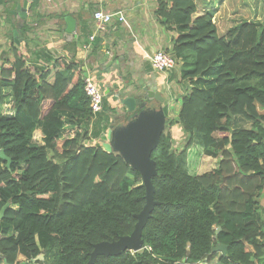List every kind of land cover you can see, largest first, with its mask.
<instances>
[{
    "label": "trees",
    "instance_id": "16d2710c",
    "mask_svg": "<svg viewBox=\"0 0 264 264\" xmlns=\"http://www.w3.org/2000/svg\"><path fill=\"white\" fill-rule=\"evenodd\" d=\"M1 6L0 19L4 14L8 22ZM196 11L193 0H157L154 12L173 33L165 52L191 89L176 120L165 114L151 155L158 204L143 227L144 246L99 255L93 264H254L264 257V218L256 207L264 189V22L240 21L219 34L211 14ZM9 27L4 53L11 55L0 54V148L11 160L5 167L0 158V209L8 203L0 217V264L40 253L41 264H86L95 243L133 230L145 203L142 179L102 141L90 142L89 130L97 133L81 64L39 68L14 43L15 21ZM7 97L11 114L2 111ZM175 125L189 135L177 152ZM195 154L215 158V167L196 173ZM217 243L226 245L225 254L213 251Z\"/></svg>",
    "mask_w": 264,
    "mask_h": 264
},
{
    "label": "crops",
    "instance_id": "0c3cea01",
    "mask_svg": "<svg viewBox=\"0 0 264 264\" xmlns=\"http://www.w3.org/2000/svg\"><path fill=\"white\" fill-rule=\"evenodd\" d=\"M14 1L20 5L23 2V0ZM27 1V14L23 25L26 26L27 32L24 35L21 34V41L18 46L26 52V55L30 60H33L36 66L44 68L54 65V72L56 69L62 68L58 66L60 62L61 64L69 63L71 59H74L81 64V74L84 77L83 67L87 63L89 65L93 64L92 68L87 69L88 76L86 77L91 78L96 85L102 83L101 89L103 91L101 111L94 113V117L90 122V126L96 128L97 136L92 135L91 129L89 130V136L96 138V142L107 141V131L112 123L116 126L125 123L127 120L123 117H127L128 113L115 98L118 88H122L124 96H135L137 86L134 89V85L145 78L151 84L158 85L157 90L165 99V95L169 90L164 89L162 91V86L167 84L165 79L168 78L165 72L171 69L162 71L163 74L154 70L149 58L152 53H149L148 50L154 48L156 44H163L160 43L161 40H166V44L162 48H169L173 33L165 29L156 18L154 12L157 7V0ZM193 1L197 15L211 14L212 22L216 25L219 34H224L231 26L240 21L264 22V0ZM95 10L121 11L125 16V21L114 19L105 33L97 32V35H95L96 22L93 18ZM10 16L8 22L4 20V18L7 19L4 14L2 15L3 19L1 18L2 22L5 21L6 29L10 28L9 25L12 22L15 21V24L17 22L16 16ZM69 16L74 20L75 29L71 37H66L64 29L67 25L66 17ZM3 34L4 40H0L1 49L5 47L7 41H5V31ZM92 34H94V39L90 40L89 37ZM68 44L69 47H67ZM111 49L116 50V56L111 65L101 71L98 63L107 62ZM124 55L127 56L124 57ZM139 55L147 60L150 69L141 67L146 65H142L138 61L137 57ZM119 57H122V60L118 61ZM176 64L179 68L180 65L177 60ZM173 75L174 73L171 76ZM136 76L138 79H135ZM166 98L168 100L167 96ZM149 101L153 106L160 104L156 98ZM164 102H167L166 99ZM114 107H121L124 112H121L116 119H111ZM173 128H175V133L181 129L179 125H175ZM257 203V209L264 218V189ZM19 260L24 261V257L20 255ZM254 264H264V257L260 260H254Z\"/></svg>",
    "mask_w": 264,
    "mask_h": 264
},
{
    "label": "water",
    "instance_id": "95a60500",
    "mask_svg": "<svg viewBox=\"0 0 264 264\" xmlns=\"http://www.w3.org/2000/svg\"><path fill=\"white\" fill-rule=\"evenodd\" d=\"M27 2V0H23L20 5L14 0H0V4L4 3L9 14L17 18L15 27L12 29L13 40L16 45H19L21 41L22 27L27 14ZM66 22L65 36L71 37L75 29V23L70 16L66 17ZM7 48L5 46L4 50ZM110 53L107 62L98 63L101 71L108 68L113 62L116 50L111 49ZM126 56L124 55V57ZM120 60H122V57L118 58V61ZM92 67L93 64L89 65L88 63L83 67L84 77L88 76L87 69ZM113 74L116 76L115 72ZM157 86V84H151L144 78L137 84L135 96H124L122 88H118L115 94L116 101L118 100L119 104L125 108L128 116L123 117V119H127L125 123L116 126L112 123L109 126L107 141L103 142L102 146L107 152H117L132 169L139 173L145 190V203L140 212L134 215L136 222L131 233L116 240L95 243L86 264H93L99 255L116 256L125 251L134 253L142 250L144 246L142 230L154 206L158 204V201L153 197L154 186L151 177L157 174V170L151 155L158 145L166 123V116L161 106L144 108V105L152 98L163 100L160 91L157 90ZM0 158L6 161L5 167H9L11 160L5 155L3 148H0ZM7 207L8 203L0 209V217L4 214ZM213 251L225 254L226 245L217 243L213 247ZM38 259H43L42 253L29 261H21L17 264H31ZM199 264H206V260Z\"/></svg>",
    "mask_w": 264,
    "mask_h": 264
},
{
    "label": "rangeland",
    "instance_id": "374dc122",
    "mask_svg": "<svg viewBox=\"0 0 264 264\" xmlns=\"http://www.w3.org/2000/svg\"><path fill=\"white\" fill-rule=\"evenodd\" d=\"M2 4V3H1ZM1 4H0V12L2 11V6H1ZM5 22H2V20L0 19V30L2 31V32H4L5 30H4V28H5ZM3 27V28H2ZM94 34L95 35H97V31H95L94 32ZM0 40H4V36H1V34H0ZM7 40V38L5 39V41ZM4 41V42H5ZM166 40H161V42L160 43H163V44H156L155 46H154V48H152V49H150V50H148L149 51V53H154V52H156V51H165V49L164 48H162L165 44H166V42H165ZM6 43V42H5ZM8 47V46H7ZM67 47H69V44L67 45ZM4 48V47H3ZM1 49V44H0V50H1V52H0V54H2V53H4V49ZM6 50H9V48H7ZM5 50V51H6ZM11 55V52H9V53H4L3 55L4 56H7V55ZM1 57V56H0ZM138 61L142 64V65H146V66H141V67H148L149 68V63L147 62V60H145V59H143L142 58V56L141 55H139L138 57ZM146 58V57H145ZM11 59H12V57H11ZM135 68H136V66H135ZM139 68V67H138ZM150 69V68H149ZM216 69V67H214L213 68V71ZM168 70H170V69H168ZM165 71H167V70H165ZM173 71V72H172ZM164 72V71H163ZM163 72L162 71H160L159 73H161V74H163ZM172 72V73H171ZM174 73V75L173 76H171L172 74ZM165 74H167V78L168 79H165L166 81H167V84H165L164 86H162V91L164 90V89H167V90H169L167 93H166V95H165V99H166V101L167 102H164L165 101V99H163V100H160V99H158V101L160 102V105H161V107L165 110V114H167V116H168V119L169 120H176V118H177V114H178V108H180V99H181V97L184 95V94H186V93H188L189 91H190V89H191V85H190V83H188L186 80H182L181 79V77H180V69L178 68V64H176L173 68H171V70L170 71H167V72H165ZM170 74V75H169ZM168 75H169V77H168ZM135 79H138L137 78V76H136V78ZM99 83V82H98ZM98 86V88H99V90H100V92L102 93V95H103V91H102V89H101V87H102V83H99V85H97ZM137 86V84H135L134 85V89H135V87ZM166 92V91H165ZM3 93L4 94H10L11 92H10V90L9 89H4L3 90ZM166 96L168 97V100H167V98H166ZM2 111H3V113H5V114H11V113H13L14 112V109H13V103H12V99H11V97H7L6 99H5V103L2 105ZM121 112H124L123 111V109L120 107V108H118V107H114V111H113V115H112V118L111 119H116L120 114H121ZM27 118V117H26ZM110 119V120H111ZM245 122L243 121V120H241V119H239V120H237V126L238 127H241V126H243V124H244ZM166 126H167V121H166V123H165V128H164V131H165V129H166ZM180 130H181V132H180ZM180 130H177L176 131V135L178 136V137H181L182 138V140H180V141H178L177 143H175L174 142V144H173V149L177 152L178 150H180V149H182L183 148V146L185 145V139L189 136V135H187L184 131H182V129H180ZM90 138V142L91 143H93V142H96L97 141V139L96 138H94V137H89ZM184 138V139H183ZM41 133H35L34 134V140L36 141V142H40L41 140ZM62 139H63V136H62ZM198 146V145H197ZM198 147H196V149H197ZM57 161V160H56ZM216 160H215V158H213V157H207L206 155H204V154H199V155H196L195 154V156H194V158L192 159V161H191V164H190V166L192 167L193 166V164H196V163H198V167H197V169H195V172L196 173H198V174H201V173H203V172H206V171H209V170H211V169H213L214 167V165L216 164V162H215ZM191 172L193 173L194 171H192V169H191ZM258 206V203L256 204V207ZM43 260H40V263H31V264H41V262H42ZM46 264H48V261H47V263Z\"/></svg>",
    "mask_w": 264,
    "mask_h": 264
},
{
    "label": "built area",
    "instance_id": "2783aa9c",
    "mask_svg": "<svg viewBox=\"0 0 264 264\" xmlns=\"http://www.w3.org/2000/svg\"><path fill=\"white\" fill-rule=\"evenodd\" d=\"M93 18L96 22L95 31L100 32L101 34L107 31L108 26L112 24L114 19L125 21V16L121 11L95 10L93 12ZM89 39L93 40L94 34L90 35ZM149 58L152 68L157 71L171 69L176 64V59L165 51H156L152 53ZM83 90L88 98L90 110L93 113L100 112L103 95L96 83L92 81L91 78L85 77Z\"/></svg>",
    "mask_w": 264,
    "mask_h": 264
},
{
    "label": "flooded vegetation",
    "instance_id": "af4514ba",
    "mask_svg": "<svg viewBox=\"0 0 264 264\" xmlns=\"http://www.w3.org/2000/svg\"><path fill=\"white\" fill-rule=\"evenodd\" d=\"M160 106V104L158 105V106H156V105H154L153 106V104H150V101L149 102H147L145 105H144V108H151V107H159Z\"/></svg>",
    "mask_w": 264,
    "mask_h": 264
},
{
    "label": "clouds",
    "instance_id": "9594fccd",
    "mask_svg": "<svg viewBox=\"0 0 264 264\" xmlns=\"http://www.w3.org/2000/svg\"><path fill=\"white\" fill-rule=\"evenodd\" d=\"M34 263V262H33Z\"/></svg>",
    "mask_w": 264,
    "mask_h": 264
}]
</instances>
